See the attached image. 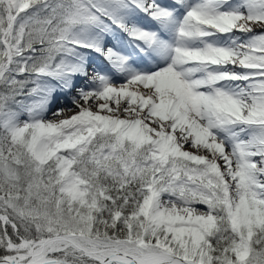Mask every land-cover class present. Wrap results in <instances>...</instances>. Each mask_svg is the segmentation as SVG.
Here are the masks:
<instances>
[{"label": "snow or ice", "instance_id": "snow-or-ice-1", "mask_svg": "<svg viewBox=\"0 0 264 264\" xmlns=\"http://www.w3.org/2000/svg\"><path fill=\"white\" fill-rule=\"evenodd\" d=\"M0 264H264V0H0Z\"/></svg>", "mask_w": 264, "mask_h": 264}]
</instances>
